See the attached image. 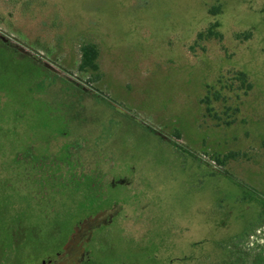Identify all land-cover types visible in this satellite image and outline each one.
Masks as SVG:
<instances>
[{
  "label": "rangeland",
  "instance_id": "1",
  "mask_svg": "<svg viewBox=\"0 0 264 264\" xmlns=\"http://www.w3.org/2000/svg\"><path fill=\"white\" fill-rule=\"evenodd\" d=\"M0 26L40 58L0 51L4 256L103 211L104 264H264V0H0Z\"/></svg>",
  "mask_w": 264,
  "mask_h": 264
},
{
  "label": "flooded vegetation",
  "instance_id": "2",
  "mask_svg": "<svg viewBox=\"0 0 264 264\" xmlns=\"http://www.w3.org/2000/svg\"><path fill=\"white\" fill-rule=\"evenodd\" d=\"M12 44L14 45L12 46ZM17 44L22 43L12 38L0 26V51L7 49L17 51ZM4 92V89L0 88V99ZM23 156L24 153L21 154V157ZM54 174L57 176V171ZM109 221L110 214L103 211L90 217H83L71 231L69 229L66 233H55V237H53L55 240L50 242L49 248L43 250L34 260H24L22 257L10 256L7 253L4 256L3 249L0 248V264H104L94 253L96 245H98L95 236L99 234L95 232V229ZM243 251L240 247L228 248L222 257H207L206 264H263L259 257L247 261L245 259L247 253H243Z\"/></svg>",
  "mask_w": 264,
  "mask_h": 264
},
{
  "label": "trees",
  "instance_id": "3",
  "mask_svg": "<svg viewBox=\"0 0 264 264\" xmlns=\"http://www.w3.org/2000/svg\"><path fill=\"white\" fill-rule=\"evenodd\" d=\"M96 56H97V49L94 46L86 45L83 48H81V63L79 65L80 68H85V67L96 68V63H95ZM63 148L68 151V162H62V161H60V162H58V165H59V167L60 166H62L64 168L66 167L67 168L66 169L67 170V174H64L63 175V174L59 173V176L61 175L60 178H62V183H65L66 182L67 185H68V187H70V178H71L70 168L72 166V165H70V150L73 151V149H70V143L67 145V148H66L65 145H64ZM73 155H74L73 157L76 158V161L77 162L83 163L85 161V158H84L83 155H81V154L79 155L76 152H74ZM34 159L35 160H33L32 162H29L28 165H29V168L30 169H32V168L35 169V171H34L35 174L31 173V175H34L36 178H38L39 174H38V167H37V165L39 164L38 163L39 161L37 160V158H34Z\"/></svg>",
  "mask_w": 264,
  "mask_h": 264
},
{
  "label": "water",
  "instance_id": "4",
  "mask_svg": "<svg viewBox=\"0 0 264 264\" xmlns=\"http://www.w3.org/2000/svg\"><path fill=\"white\" fill-rule=\"evenodd\" d=\"M9 40L7 39V42H8ZM14 44H12V46H13ZM16 47H17V49L19 50V52H21V53H23V54H26V55H29V56H31V57H33L35 60H39L40 58L35 54H32L29 50H28V48H26V47H24V46H22V45H16ZM48 66H50L49 64H47ZM51 68H53L54 70H55V68L54 67H52V66H50Z\"/></svg>",
  "mask_w": 264,
  "mask_h": 264
}]
</instances>
